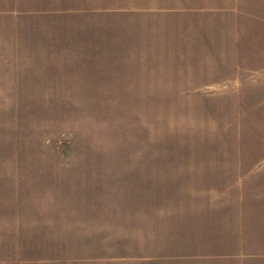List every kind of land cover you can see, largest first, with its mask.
<instances>
[{
    "label": "rangeland",
    "instance_id": "obj_1",
    "mask_svg": "<svg viewBox=\"0 0 264 264\" xmlns=\"http://www.w3.org/2000/svg\"><path fill=\"white\" fill-rule=\"evenodd\" d=\"M44 9L59 96L20 98L19 119L23 135L34 124L37 144L59 157L58 264L122 253L127 229L135 230L140 254L148 227L160 225L159 209L171 213L184 202L199 207H184L181 223L168 224L170 241H150L172 251L135 256V264H264V45H171L165 55L158 45L91 51L83 45L82 0ZM97 78L103 81L90 82ZM160 78L191 86L147 97ZM219 159L233 162L218 170L212 160ZM219 199L229 202L218 206ZM40 242L15 239L20 254H1L0 264H39Z\"/></svg>",
    "mask_w": 264,
    "mask_h": 264
},
{
    "label": "crops",
    "instance_id": "obj_2",
    "mask_svg": "<svg viewBox=\"0 0 264 264\" xmlns=\"http://www.w3.org/2000/svg\"><path fill=\"white\" fill-rule=\"evenodd\" d=\"M50 1L61 2L0 0V246H4L0 247V255L18 256L21 245L15 244V239L24 242L30 236L37 247L41 241L40 246L42 244L45 249L39 264L59 263V157L48 143L37 144L34 124L32 131L26 129L22 134L19 99L59 96V79L54 74V61L49 59L54 55L53 45H44L43 37L44 3ZM82 1L83 45L91 51L128 45L135 50V45H158L159 53L165 55L171 45H264V0ZM55 7L60 9L59 5ZM214 40L215 43H211ZM96 72L101 73V70ZM93 81L100 83L103 79L90 80ZM190 81L155 79L147 97L173 96V92L190 88ZM174 82H177L175 86ZM91 88L103 91L102 86ZM26 110L31 113L27 105ZM29 143L34 145L29 146ZM37 145L41 149L39 152ZM212 161L217 163L218 170H228L229 162H233ZM221 200H217L218 206L229 202ZM180 204L184 206L168 208L171 213L159 209L154 215L160 225L154 226L158 229L153 232L148 227L147 231L151 232L149 246L140 254L135 255V230L127 229L123 234L127 243L121 245L124 255L110 253L105 256L97 252L87 256L84 264H103L113 257H118L116 264H135V256L141 254L144 258L166 255L171 248L155 250L150 241L155 236L170 241L164 231L174 228L168 224L181 223L183 215L180 212L184 207H199L197 202ZM177 242L182 247L185 240ZM8 264L21 262L16 258ZM26 264L35 262L27 258Z\"/></svg>",
    "mask_w": 264,
    "mask_h": 264
}]
</instances>
